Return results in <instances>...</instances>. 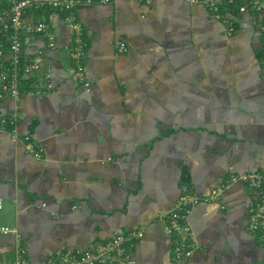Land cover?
I'll return each instance as SVG.
<instances>
[{
    "label": "crops",
    "instance_id": "1",
    "mask_svg": "<svg viewBox=\"0 0 264 264\" xmlns=\"http://www.w3.org/2000/svg\"><path fill=\"white\" fill-rule=\"evenodd\" d=\"M238 6L114 0L76 8L87 85L67 55L72 31L52 15L55 48L35 37L26 49L38 52L52 88L0 101L18 134L0 133V226L15 229L0 233V264H12L17 243L40 264L56 248L92 249L138 228L132 264H175L161 215L182 190L200 197L186 218L185 264H264V244L247 230L253 191L235 182L208 198L232 174L264 173V10ZM23 134L40 157L26 152Z\"/></svg>",
    "mask_w": 264,
    "mask_h": 264
},
{
    "label": "built area",
    "instance_id": "2",
    "mask_svg": "<svg viewBox=\"0 0 264 264\" xmlns=\"http://www.w3.org/2000/svg\"><path fill=\"white\" fill-rule=\"evenodd\" d=\"M114 0H0V101L8 96L15 103L23 94L34 92L41 94L51 89L46 72H38L40 61L38 52L28 55L27 47L35 44V37L44 42L47 49L55 48V40L49 24L54 14L61 15L72 31V37L67 48L68 57L75 63V78L83 85L87 82L83 78L82 66L79 58L82 56L85 43L81 39L79 22L75 16L76 8L87 5H107ZM148 4L152 0H137ZM189 3H200L211 9L217 10L218 6L225 3L238 2V10L250 8L256 11L264 10L262 0H185ZM45 9L50 10L44 14ZM39 12L41 18L26 23V12ZM218 17V14H215ZM226 33L233 31L231 21L222 17ZM264 34V25L262 26ZM117 52H124L126 45L123 41H115ZM14 116H4L0 112V133L7 132L14 139L18 137L14 130ZM24 149L34 157L41 155V149L34 145L29 134H23ZM243 183L253 191L252 201L248 208L247 230L255 235L264 244V173L259 171H246L230 175L224 182L211 189L208 198L216 199L222 189L231 183ZM200 197L184 190L178 195L172 207L162 213L164 230L171 236V259L175 264H185L191 256V230L186 218L193 205L199 202ZM1 208V200H0ZM0 233H15V229L0 226ZM142 229H133L126 232H115L102 243L96 244L92 249L72 250L59 247L49 253L40 264H132L133 258L128 253V246L134 239L142 236ZM12 264H30L25 255L23 245L17 243L13 252Z\"/></svg>",
    "mask_w": 264,
    "mask_h": 264
}]
</instances>
